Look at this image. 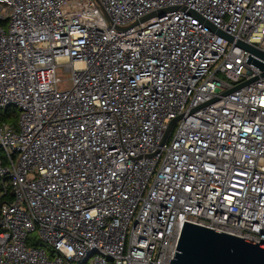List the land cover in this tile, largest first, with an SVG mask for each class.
Listing matches in <instances>:
<instances>
[{
	"label": "built area",
	"instance_id": "2783aa9c",
	"mask_svg": "<svg viewBox=\"0 0 264 264\" xmlns=\"http://www.w3.org/2000/svg\"><path fill=\"white\" fill-rule=\"evenodd\" d=\"M0 22V264H170L185 222L264 240V77L237 45L264 52V0H0Z\"/></svg>",
	"mask_w": 264,
	"mask_h": 264
},
{
	"label": "water",
	"instance_id": "95a60500",
	"mask_svg": "<svg viewBox=\"0 0 264 264\" xmlns=\"http://www.w3.org/2000/svg\"><path fill=\"white\" fill-rule=\"evenodd\" d=\"M212 29L221 37L233 41V38L227 34L215 28ZM237 45L251 54L249 63H253L255 67L260 69V77L263 78L264 62L255 61L253 56H257L264 61V52L255 46L241 42H238ZM258 79L259 77L254 78L234 90H238ZM170 264H264V240L261 243H255L185 222L176 255Z\"/></svg>",
	"mask_w": 264,
	"mask_h": 264
},
{
	"label": "trees",
	"instance_id": "16d2710c",
	"mask_svg": "<svg viewBox=\"0 0 264 264\" xmlns=\"http://www.w3.org/2000/svg\"><path fill=\"white\" fill-rule=\"evenodd\" d=\"M5 23L0 22V28L4 27ZM18 110L14 107L7 109H0V123L10 124L14 127L17 126ZM0 156H2V150L0 149ZM6 181L0 178V210L4 204L10 203L14 199V193L10 187L5 189ZM6 190V193H5ZM1 231V227H0Z\"/></svg>",
	"mask_w": 264,
	"mask_h": 264
},
{
	"label": "rangeland",
	"instance_id": "374dc122",
	"mask_svg": "<svg viewBox=\"0 0 264 264\" xmlns=\"http://www.w3.org/2000/svg\"><path fill=\"white\" fill-rule=\"evenodd\" d=\"M57 78L58 85L62 90H70L73 86L72 81L70 80L71 74L70 72H66L63 68L57 69Z\"/></svg>",
	"mask_w": 264,
	"mask_h": 264
}]
</instances>
